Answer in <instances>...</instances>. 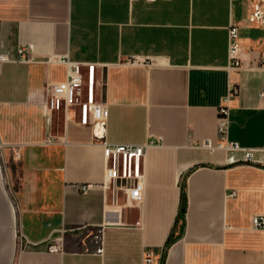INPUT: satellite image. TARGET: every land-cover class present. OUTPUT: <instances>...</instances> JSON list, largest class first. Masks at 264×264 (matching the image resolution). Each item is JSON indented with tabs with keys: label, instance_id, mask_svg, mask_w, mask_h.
<instances>
[{
	"label": "crops",
	"instance_id": "crops-1",
	"mask_svg": "<svg viewBox=\"0 0 264 264\" xmlns=\"http://www.w3.org/2000/svg\"><path fill=\"white\" fill-rule=\"evenodd\" d=\"M252 1L0 0V264H140L143 248L156 264H264V25L249 23ZM62 59L94 65L101 128L72 110L48 116ZM148 137L161 141L145 151L133 202L106 182L103 143Z\"/></svg>",
	"mask_w": 264,
	"mask_h": 264
},
{
	"label": "built area",
	"instance_id": "built-area-1",
	"mask_svg": "<svg viewBox=\"0 0 264 264\" xmlns=\"http://www.w3.org/2000/svg\"><path fill=\"white\" fill-rule=\"evenodd\" d=\"M238 0H229L230 5ZM251 24L264 25V0H253L251 2V11L248 17ZM238 27L231 25L228 28V57L230 65L237 67L239 60L236 58L238 49ZM17 62H29V53L24 48L17 50ZM9 61L6 56L0 54V63ZM65 64L66 80L62 83L48 86L44 100V107L48 116L54 112H63L64 121L70 120L68 111L72 110V119L78 124L89 125L91 127L101 128L107 116V109L104 103L98 98L95 89L94 65L88 64L81 66L80 64L69 62L68 60H60ZM261 67L264 68V55L261 58ZM234 92L231 88L230 94ZM227 97H229V95ZM261 97L264 93L260 94ZM227 97L225 100H227ZM227 110L225 106L219 108L218 130L221 134L226 132ZM160 138H149L142 144L136 145H119L103 143V153L105 157L104 176L106 182L113 184L114 188L122 189L126 196L133 202H139L143 192V175L141 173V162L144 158L145 151L148 147L160 143ZM203 146L212 149L210 142H204ZM222 148L221 144L217 145ZM230 150H238L236 144L225 146ZM245 162H252V152L245 151L243 154ZM124 187H123V186ZM82 193H86L88 188L81 187ZM257 227H262L261 219H254ZM95 252L102 254L101 238L97 236L95 239ZM51 250H60V239L56 238L55 245ZM140 264H156L154 262V254L148 248H143L141 252Z\"/></svg>",
	"mask_w": 264,
	"mask_h": 264
},
{
	"label": "trees",
	"instance_id": "trees-1",
	"mask_svg": "<svg viewBox=\"0 0 264 264\" xmlns=\"http://www.w3.org/2000/svg\"><path fill=\"white\" fill-rule=\"evenodd\" d=\"M185 206H186V200H185V194H184V189H182V193L180 195V207H179V212H178V218L183 219L184 217V212H185ZM172 231L170 232L166 243L164 244V248L167 249L169 245L172 243Z\"/></svg>",
	"mask_w": 264,
	"mask_h": 264
},
{
	"label": "water",
	"instance_id": "water-1",
	"mask_svg": "<svg viewBox=\"0 0 264 264\" xmlns=\"http://www.w3.org/2000/svg\"><path fill=\"white\" fill-rule=\"evenodd\" d=\"M190 171H191V170H190ZM190 171H188V172L184 175V177H183V179H182V187H183L184 181H185L186 177L188 176V174L190 173ZM123 187H124V186H123ZM181 192H182V188H181ZM164 255H165V248H163V257H164Z\"/></svg>",
	"mask_w": 264,
	"mask_h": 264
},
{
	"label": "rangeland",
	"instance_id": "rangeland-1",
	"mask_svg": "<svg viewBox=\"0 0 264 264\" xmlns=\"http://www.w3.org/2000/svg\"><path fill=\"white\" fill-rule=\"evenodd\" d=\"M16 241H18L19 245L21 244V238L20 237H16Z\"/></svg>",
	"mask_w": 264,
	"mask_h": 264
}]
</instances>
